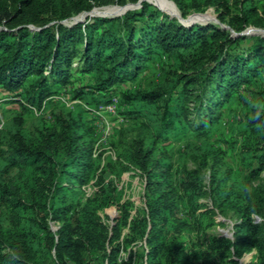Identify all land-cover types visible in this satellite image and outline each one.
<instances>
[{"label":"trees","instance_id":"1","mask_svg":"<svg viewBox=\"0 0 264 264\" xmlns=\"http://www.w3.org/2000/svg\"><path fill=\"white\" fill-rule=\"evenodd\" d=\"M171 1L183 18L191 9L213 7L219 22L228 28L209 22L183 25L146 2L120 16H95L65 25L56 20L87 10L88 0H0V18L6 25L0 29V89L23 96L30 106L39 109L43 101L50 105L51 96L71 82L73 72L89 74L92 82L74 89L72 96L96 107L110 101L111 88L136 79L152 63L158 64L160 75L147 89L120 94V102L128 106L125 117H141L143 128L153 136L148 149L145 138L131 145L132 157L145 177L147 210L129 221L130 205L119 203L121 194L111 180L99 182L84 205L74 204L68 192L71 186L86 184L97 169L87 137L92 129L80 113L54 112L58 129L20 117L0 129V264H41L38 258L44 254L53 256L56 264H83L84 250L97 252L100 264H131V255L119 258V239L127 225L124 241L143 240L146 245L139 254L144 264H237L231 255L251 249L257 252L252 264H264V222L256 224L251 219V210L263 201L264 186L242 193L213 170V204L232 208L241 220L235 224L234 240L213 236L207 238L205 248L187 251L170 232L188 223L175 218L173 224L169 216L173 206L162 189L169 181L172 162L168 156L151 160L154 150L163 154L158 143L206 142L220 126L222 106L240 87L263 84L264 93V37L233 36L229 31L264 25V3ZM29 23L36 28L30 29ZM247 39L252 43L241 47ZM187 102L193 104L191 118ZM239 128L247 141L264 138V110L248 111ZM194 145L189 143L192 150ZM241 155L245 177H258L264 170V148L244 147ZM106 175L101 172L100 180ZM62 181L71 185L64 187ZM179 184L193 214L201 186L189 176ZM110 206L122 215L108 228L97 211ZM48 216L60 222L55 232L48 229Z\"/></svg>","mask_w":264,"mask_h":264},{"label":"rangeland","instance_id":"2","mask_svg":"<svg viewBox=\"0 0 264 264\" xmlns=\"http://www.w3.org/2000/svg\"><path fill=\"white\" fill-rule=\"evenodd\" d=\"M146 2L153 8L172 17L178 18L179 11L171 0H88L89 8L79 13L72 12L66 19H61L58 23L70 25L77 20H85L95 16H120L125 11L138 9L141 3ZM258 5L264 3V0H257ZM13 9V8H12ZM234 11V9H233ZM217 12L213 7H205L200 10L191 9L186 17L181 21L188 20L191 23H216L222 28H228L224 23H220L217 18ZM170 16V15H169ZM180 21V20H179ZM52 21L51 23H53ZM264 23V19H263ZM4 26V20L0 18V29ZM30 29H35L34 24H27ZM235 36L236 32L229 29ZM240 35L251 37L253 35H264V25L247 26L239 31ZM262 36V35H260ZM264 37V36H263ZM252 43L250 39L241 42V47ZM167 61V60H165ZM158 64L152 63L149 68L139 73L136 79L127 80L111 88L108 92V98L112 100V95L117 97L114 111H100L93 104L87 105L78 98L72 96V91L81 86L89 85L91 76L89 74L72 73L70 83L62 87L53 94L50 99V105L42 102L41 108L28 105L23 96H17L16 93L6 92L0 89V129H3L14 117H20L25 122L41 123L47 129H58L54 112H70L74 116L81 114L83 121L91 126L92 131L88 132V139L92 143L93 158L96 159L97 169L90 180L80 186H71L69 194L73 197L74 204L84 205L88 199L94 196L99 186L109 180L112 181L115 189L120 192L119 203H128L129 216L128 221L136 216L146 213L147 206L144 198L145 177L139 169L137 163L132 157L131 145L139 139H147L144 145L145 149L150 147V141L153 138L152 132L143 128L142 118H126L124 111L128 106L120 102V94L123 91H133L135 89H147L160 80ZM262 82L264 83V72H262ZM29 78L28 81H30ZM263 84L258 86H242L235 90L232 99L224 104L220 110V126L212 133L206 142L194 140H182L180 142L167 141L158 143L163 148V154L160 150H154L151 160L168 156L172 162L171 175L169 181L164 183L162 189L169 197L172 203L173 224L175 218L185 220L188 223L186 228L180 231H171L177 238L178 244L184 250L205 248L207 238L225 237L234 240L235 224L239 223L240 216L232 208H220L215 206L210 196L211 174L213 170H218L217 175L227 178L228 182L235 185L237 190L242 193H251L258 186H264V170L254 179L245 177L246 166L241 155L244 147H253L258 150L264 148V138L257 136L256 139L247 141L244 133L240 130V123L243 121L246 113L251 109L264 110ZM21 92V90H19ZM18 91V92H19ZM23 103L27 109L22 110L19 102ZM103 105V104H102ZM192 103L187 102V116H193ZM220 109V108H219ZM80 113V114H79ZM64 114V113H62ZM189 143H195L194 149L189 147ZM255 153H258L256 151ZM217 162V164H216ZM220 165L219 169L218 166ZM106 172V177L100 180V173ZM189 176L196 179L201 186L202 194L196 198L198 208L191 213L192 206L188 197L180 186L181 179ZM101 182V184L99 183ZM64 187L71 185V182L62 181ZM222 209V210H221ZM168 213V212H167ZM100 219L110 228L115 224V219L122 215L121 210L115 206H110L105 210H98ZM251 219L253 223L264 222V195L260 205L251 210ZM60 222L53 220L48 216L47 226L52 232L59 227ZM129 233L128 225L122 228L120 243V259H127L131 255V264H144L139 254L146 249L143 240H137L126 243L124 238ZM42 236L41 231H37ZM117 242V241H116ZM6 250V249H5ZM256 250H244L240 256L231 255L237 264H252L255 261ZM83 264H100L99 254L93 250H84ZM41 264H56L53 256L44 254L38 258ZM68 264H72L68 262Z\"/></svg>","mask_w":264,"mask_h":264},{"label":"built area","instance_id":"3","mask_svg":"<svg viewBox=\"0 0 264 264\" xmlns=\"http://www.w3.org/2000/svg\"><path fill=\"white\" fill-rule=\"evenodd\" d=\"M116 102H117V97L115 95H112V100L109 101L106 104L99 105L98 106L99 109L97 110V112H100V111H114Z\"/></svg>","mask_w":264,"mask_h":264},{"label":"water","instance_id":"4","mask_svg":"<svg viewBox=\"0 0 264 264\" xmlns=\"http://www.w3.org/2000/svg\"><path fill=\"white\" fill-rule=\"evenodd\" d=\"M142 0H138V3H140ZM170 16H174V15H171V14H169ZM111 17H113V16H111ZM178 18H179V22L181 23V24H183V25H190V21H188V20H184V22H182L181 21V19H182V17H181V14L179 13L178 14ZM77 21H82V20H77ZM76 22V21H75ZM241 33H236L235 34V36H238V35H240ZM260 35H262V36H264L262 33H259Z\"/></svg>","mask_w":264,"mask_h":264}]
</instances>
